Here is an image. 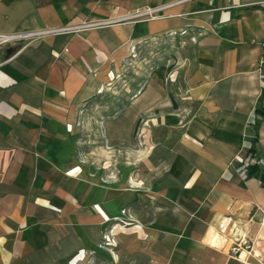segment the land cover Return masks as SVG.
<instances>
[{"label":"crops","instance_id":"0c3cea01","mask_svg":"<svg viewBox=\"0 0 264 264\" xmlns=\"http://www.w3.org/2000/svg\"><path fill=\"white\" fill-rule=\"evenodd\" d=\"M259 2L0 0V35L69 29L0 48V264H57L71 253L68 242L59 243L65 251L59 252L56 237L40 230L43 223L49 229V223L69 219L72 211L81 224L92 216L87 186L75 187L79 201L72 202L70 172L80 171L74 164L78 113L101 94L106 69L120 64L137 43L171 31H179L182 44L184 100L198 116L179 127L157 128L154 151L144 160L149 171L141 172L144 186L157 192L137 199L144 206L139 222L146 236L123 234L121 259L264 264V115L255 146L257 173L246 176L233 160H247L255 135L249 123L264 108ZM145 9L155 10L156 17L122 20ZM8 48L15 52L6 58ZM169 105L161 90L151 89L133 99L128 115L133 119L141 106L146 111ZM111 193L96 190L97 221L116 216L134 199L131 190Z\"/></svg>","mask_w":264,"mask_h":264},{"label":"rangeland","instance_id":"374dc122","mask_svg":"<svg viewBox=\"0 0 264 264\" xmlns=\"http://www.w3.org/2000/svg\"><path fill=\"white\" fill-rule=\"evenodd\" d=\"M140 20L134 19L132 22ZM181 48L179 31L137 43L120 64L105 70L101 94L79 111L74 123L78 153L74 164L80 171L70 172L73 179L72 202L79 201L74 200L80 192L75 187L87 186V211L92 216L88 224H81L74 219L76 214L72 211L67 215V218H72L71 221L70 218L57 219L49 223V229L47 222L43 223L45 228L41 227V234L56 237L59 252L64 251V246L61 248L59 243L68 242L70 245L66 251L71 253L57 264H128L121 259L122 249L125 248L121 245L120 237L130 233L138 237L140 233L144 240L146 235L144 230L140 232L139 222V214L144 206L137 199L139 195L151 199L157 192L154 186H144L145 178L141 175V172L149 171L145 170L144 160L154 151L157 128L167 125L179 127L198 116V110L191 105L189 108L184 100L187 88L179 72L183 67ZM152 81L157 84L155 87ZM151 89L161 90L170 105L161 110L153 108L146 111L141 106L135 112V117L130 119L128 111L133 99ZM108 121H115L113 127L107 124ZM128 122L129 132L123 128ZM215 126L214 129H220L219 122H215ZM120 130L125 132L122 136ZM123 137L127 140H123ZM222 137L223 131H218V138ZM233 160L240 171L243 160L238 156H234ZM75 182H78L77 185ZM97 189L105 191V196H111L113 190L117 193L131 190L134 199L123 203L116 216L102 217L97 221L96 216L100 215L101 208L95 199ZM53 211L59 212L56 208Z\"/></svg>","mask_w":264,"mask_h":264},{"label":"built area","instance_id":"2783aa9c","mask_svg":"<svg viewBox=\"0 0 264 264\" xmlns=\"http://www.w3.org/2000/svg\"><path fill=\"white\" fill-rule=\"evenodd\" d=\"M260 7L264 8V0H260L258 3ZM155 10L151 9H145L140 13L134 14L133 16H127L124 17L125 21H132L134 19H146L148 18L152 19L154 15ZM149 19V20H150ZM110 23V22H109ZM93 26H101V23L94 24ZM69 31V29H58V30H51V31H40V32H31V33H21V34H11V35H0V46H15L19 44L20 42H31L35 39H38L42 37L45 34H57V33H64ZM260 64L264 66V48L261 52V60ZM249 163V160L242 162L243 167H246ZM242 246L245 247V249H248L245 243L242 244Z\"/></svg>","mask_w":264,"mask_h":264},{"label":"trees","instance_id":"16d2710c","mask_svg":"<svg viewBox=\"0 0 264 264\" xmlns=\"http://www.w3.org/2000/svg\"><path fill=\"white\" fill-rule=\"evenodd\" d=\"M18 49L19 48H16V50ZM263 83H264V75H263ZM263 115H264V108H257L255 110L253 118L250 120L249 123V128L255 132V135L251 141V144L247 152V159L249 160V163L246 167H244V173L246 176L255 175L258 170L257 165L260 162V160L257 157L255 146L257 143V131H258L259 123ZM260 186H264V174L260 178Z\"/></svg>","mask_w":264,"mask_h":264},{"label":"water","instance_id":"95a60500","mask_svg":"<svg viewBox=\"0 0 264 264\" xmlns=\"http://www.w3.org/2000/svg\"><path fill=\"white\" fill-rule=\"evenodd\" d=\"M15 52V49L14 48H8L6 51H5V57L8 58L11 54H13Z\"/></svg>","mask_w":264,"mask_h":264}]
</instances>
